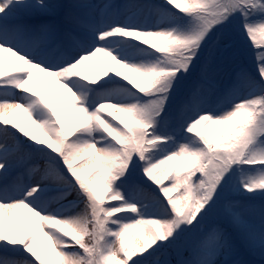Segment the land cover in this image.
I'll list each match as a JSON object with an SVG mask.
<instances>
[{
    "label": "snow or ice",
    "instance_id": "obj_1",
    "mask_svg": "<svg viewBox=\"0 0 264 264\" xmlns=\"http://www.w3.org/2000/svg\"><path fill=\"white\" fill-rule=\"evenodd\" d=\"M257 35L264 0H0V264H264Z\"/></svg>",
    "mask_w": 264,
    "mask_h": 264
},
{
    "label": "bare ground",
    "instance_id": "obj_2",
    "mask_svg": "<svg viewBox=\"0 0 264 264\" xmlns=\"http://www.w3.org/2000/svg\"><path fill=\"white\" fill-rule=\"evenodd\" d=\"M4 56H5V65L7 66L10 57L9 54L7 53H5ZM104 59L107 60V62L112 66L114 72L116 69L114 67L115 65L120 67V65L116 64V62L113 61L111 57L105 56ZM80 68L86 70L85 72H87L89 76L92 78H99L101 76V73L97 70L95 64L91 61L86 62V64L82 65ZM128 76L133 79L132 73H129ZM52 80H53L52 77H46L45 82L41 87V91L49 98L50 102H53L55 105L59 107L65 102L66 93L64 89L60 88L58 85L53 84ZM21 121L22 122L26 121L27 123H29L26 115L21 117ZM34 135L39 140H45V141L48 140V137L44 135V133L40 129H35Z\"/></svg>",
    "mask_w": 264,
    "mask_h": 264
},
{
    "label": "rangeland",
    "instance_id": "obj_3",
    "mask_svg": "<svg viewBox=\"0 0 264 264\" xmlns=\"http://www.w3.org/2000/svg\"><path fill=\"white\" fill-rule=\"evenodd\" d=\"M257 41H259L261 43H264V37H261V36L257 35ZM150 43H154V42L150 41ZM114 67L116 68L115 71L119 70L120 72H122V73H124L126 75H129V73H132L133 79H137L138 80V78L136 77L135 73L129 72L127 69H124L121 66L118 67L117 65H115ZM78 71H80L84 75H88L89 76V74L87 72H85L86 70H84L83 68H79ZM109 111L113 112V117L117 118L118 120H123L124 119V114L123 113H118L114 109H109ZM21 123H23L26 127H28V125H29V123H27L26 121H23V122L21 121ZM207 131H208L209 134L217 135V136H223V135H227L228 134V131L225 128H221V127H209L207 129ZM33 135H34V130H33ZM85 159H88V157L86 156ZM80 163H83V161H81ZM173 163H175V162H173ZM98 167H99V163L97 162L96 167H94L92 169V172L86 174V178H87V176L93 174L95 172L96 168H98ZM165 182H167V181H165ZM129 239H132V236H130ZM41 243H44V241L41 240ZM42 255H44V253H42Z\"/></svg>",
    "mask_w": 264,
    "mask_h": 264
}]
</instances>
